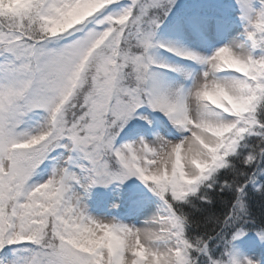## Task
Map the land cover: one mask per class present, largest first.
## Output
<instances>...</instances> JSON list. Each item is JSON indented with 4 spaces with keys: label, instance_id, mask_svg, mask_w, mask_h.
Instances as JSON below:
<instances>
[{
    "label": "snow or ice",
    "instance_id": "6c2138e0",
    "mask_svg": "<svg viewBox=\"0 0 264 264\" xmlns=\"http://www.w3.org/2000/svg\"><path fill=\"white\" fill-rule=\"evenodd\" d=\"M0 264H264V0H0Z\"/></svg>",
    "mask_w": 264,
    "mask_h": 264
}]
</instances>
